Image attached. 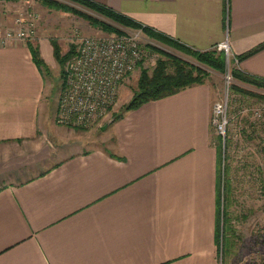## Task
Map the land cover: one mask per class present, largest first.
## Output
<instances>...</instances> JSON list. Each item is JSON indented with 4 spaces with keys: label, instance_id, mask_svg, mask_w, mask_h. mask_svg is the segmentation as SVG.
<instances>
[{
    "label": "crops",
    "instance_id": "obj_1",
    "mask_svg": "<svg viewBox=\"0 0 264 264\" xmlns=\"http://www.w3.org/2000/svg\"><path fill=\"white\" fill-rule=\"evenodd\" d=\"M93 1L195 49L227 39L235 67L264 78V47L236 61L264 42V0ZM3 2V28L25 10L37 24L35 38L0 46V264H219L212 82L124 111L101 145L53 151L57 105L31 50L55 66L49 14L35 1ZM76 26L77 40L87 35ZM260 149L245 161L264 163Z\"/></svg>",
    "mask_w": 264,
    "mask_h": 264
},
{
    "label": "rangeland",
    "instance_id": "obj_2",
    "mask_svg": "<svg viewBox=\"0 0 264 264\" xmlns=\"http://www.w3.org/2000/svg\"><path fill=\"white\" fill-rule=\"evenodd\" d=\"M3 1L0 0V14L2 13L3 6L6 7V10L9 7L8 2L5 6ZM59 1L76 7L83 13H86V15L106 21L119 30H122L124 33L136 32L133 29L123 27L105 16L71 0ZM35 2L40 3L41 7L39 8L46 16L49 14L48 26L43 29L45 32L44 34L50 41L52 39L57 40L62 53L67 52L72 44H77L76 36L73 35V28L77 27L76 25H81V27L78 26V28L87 35L105 36L116 34L115 32H107L92 25V23L82 15L74 14L65 9L47 6L43 4L41 0ZM52 19L56 20L54 25H51ZM139 34L141 44L146 51L142 66L148 68L149 71L154 67L159 52L149 49L147 47L148 44L156 45L165 51L201 65L192 57L164 45L155 39H149L142 32ZM72 57L73 56H70L65 60L64 65H60L54 57L55 66L48 67L49 71L47 72L48 75H46L47 90L45 93L49 98L48 100L51 103V108H53V106L55 108V105L58 106V97L65 83L66 66L69 59L71 60ZM226 60L227 69L231 71L232 67L235 66L232 54H230ZM201 66L208 69L206 66ZM63 68L64 76L62 79L61 74ZM140 69V66H136L122 80L114 104L103 116L95 118L88 126L74 127L58 124L56 121V106L55 114L51 113L50 116L52 118V123L55 122V125L58 124L59 129L55 128V131H53L51 135L46 134V140L51 143L52 150L56 151L62 145L71 146L73 149H88L95 145H101L109 134L108 129H110L113 118L121 112L123 106L131 99ZM207 79L216 87L218 99H228V115L230 118L228 134L230 133V136H234L237 143V145L233 146V143L230 142L231 146L228 147L229 142L227 138L224 146L221 144V152L223 153L221 166L224 167V189L221 188V193L222 196L224 194L225 197L224 207L229 220L227 225L224 223L222 236H220L221 247L219 249L220 257L218 263L264 264V163L250 165L245 161V154L248 152L250 146H256L258 149L261 148V151L264 149V99L236 93L232 90L231 83L229 86L227 85L223 74L217 75V73H211ZM246 86L249 89L258 90L249 85ZM261 91L264 92L263 90ZM253 109H259L260 112H262L259 119L252 116ZM105 124L106 126L102 128ZM241 139L244 144L243 148L245 149L241 155L237 157L235 152L238 150L241 152V145L238 146Z\"/></svg>",
    "mask_w": 264,
    "mask_h": 264
},
{
    "label": "built area",
    "instance_id": "obj_3",
    "mask_svg": "<svg viewBox=\"0 0 264 264\" xmlns=\"http://www.w3.org/2000/svg\"><path fill=\"white\" fill-rule=\"evenodd\" d=\"M36 24L37 14L30 10L15 15L13 25L3 28L0 23V46L34 38ZM134 31L105 36H79L75 53L67 63L65 83L58 97V124L88 126L114 104L122 80L146 56L140 31ZM216 47L223 50L228 59L231 54L229 41L225 39ZM223 75L229 86L233 82L231 71L226 69ZM261 113L255 109L254 116L259 118ZM211 121L224 146L229 125L227 98L213 103Z\"/></svg>",
    "mask_w": 264,
    "mask_h": 264
},
{
    "label": "trees",
    "instance_id": "obj_4",
    "mask_svg": "<svg viewBox=\"0 0 264 264\" xmlns=\"http://www.w3.org/2000/svg\"><path fill=\"white\" fill-rule=\"evenodd\" d=\"M71 1L105 16L106 18L114 21L115 23L123 27L130 28L133 30H139L140 32L145 34L149 39H155L164 45H167L175 50L182 52L183 54L192 57L199 64L208 67V69H206L201 65H198L189 60L174 55L168 51H165L157 47L156 45L148 44L147 47L149 49L153 51L155 50V52L156 51L159 52V56L155 61V65L149 71L148 68L142 66L143 60L138 62L136 66H140L141 69L136 81V86L132 94V97L123 106L121 112L117 114L112 121L120 118L123 112L126 110L135 109L145 102L157 100L169 96L181 90L182 88H185L192 84L202 83L205 81V79H207V77H209V75L212 72H218L224 74L225 70L227 69L226 55L223 50H219V49L217 50L216 45L206 50L195 49L182 42H179L178 40L172 38L171 36L155 28L147 26L123 13L117 12L114 9L104 4L95 2L93 0H71ZM41 2L53 8L65 9L71 11L74 14L82 15L86 19H88L92 23V25L97 26L104 31L115 32L116 34L124 33L122 30H119L112 24L103 21L101 19L94 18L93 16L86 15V13H83L76 7L62 3L59 0H41ZM51 44L53 47V55L55 59L60 63V65L62 64L64 65V61L75 53L76 50L75 45L77 47V44H72L67 52L62 53L60 45L58 44L56 39H52ZM263 47H264V42L257 45L251 50H248L242 54L237 55L236 61L251 55L252 53L256 52L257 50ZM31 50H32V56L34 62L44 71L48 72L49 68L47 64L44 62V60L41 58L39 49L36 46H32ZM231 74L233 76V82L231 83V88L233 91H235L236 93H240L242 95H249L256 97L258 99H264V92L261 91V90L264 91L263 77L241 71L237 69L235 66L232 67ZM61 75L63 79L64 68L62 69ZM62 85H63V81H62ZM246 85L254 87L258 90L249 89ZM254 111L255 109L252 110V116H254ZM254 118L259 119L258 117L255 116ZM227 138L229 142L228 147L231 146L230 142L233 143V146L237 145L234 136H230V133L228 134V129H227ZM240 145H241V149H240L241 152L239 150L235 152L237 157H239L245 149L243 148L244 144L242 142V139L240 140V144L238 146ZM261 152L264 153V149ZM218 153H219L220 168H219V202H218V212H217L216 234H217V241L219 242L220 245V236H222L224 223L225 225H227L229 220L226 215V210L224 207L225 197L224 194L222 196L221 193V188L224 189V167L221 166V161H223L221 160L223 158V153L221 152V142H219Z\"/></svg>",
    "mask_w": 264,
    "mask_h": 264
},
{
    "label": "water",
    "instance_id": "obj_5",
    "mask_svg": "<svg viewBox=\"0 0 264 264\" xmlns=\"http://www.w3.org/2000/svg\"><path fill=\"white\" fill-rule=\"evenodd\" d=\"M106 126V124L104 126H102V128H104Z\"/></svg>",
    "mask_w": 264,
    "mask_h": 264
}]
</instances>
